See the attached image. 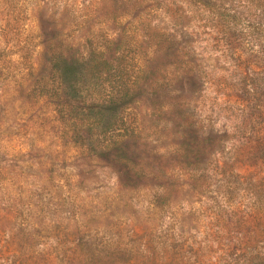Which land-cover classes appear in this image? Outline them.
I'll return each instance as SVG.
<instances>
[{
  "label": "rangeland",
  "instance_id": "rangeland-1",
  "mask_svg": "<svg viewBox=\"0 0 264 264\" xmlns=\"http://www.w3.org/2000/svg\"><path fill=\"white\" fill-rule=\"evenodd\" d=\"M139 2L137 17L124 13ZM196 18L185 0H0V264L21 251L101 256L111 244L152 264L161 254L216 264L225 246L264 257L259 61L246 34L229 48ZM151 28L192 32L187 62L173 64ZM50 48L84 64L73 87L42 64ZM124 91L115 112L98 108ZM184 126L220 141L198 170L174 159ZM107 139L136 141L147 163L164 157L167 203L151 178L118 184L117 166L92 154Z\"/></svg>",
  "mask_w": 264,
  "mask_h": 264
},
{
  "label": "trees",
  "instance_id": "trees-1",
  "mask_svg": "<svg viewBox=\"0 0 264 264\" xmlns=\"http://www.w3.org/2000/svg\"><path fill=\"white\" fill-rule=\"evenodd\" d=\"M191 7L192 12L196 14V20L201 22V27L212 30L215 33H220L225 39L224 43L229 48L239 45L241 37L246 34L249 38L246 42L254 45L255 49L251 50L258 52L256 57L259 61L260 75L251 74V83H262L258 94L264 98V0H185ZM139 3L130 4L124 7V13L128 11H135L134 17H137L143 11L144 5ZM240 22L244 24V28L240 26ZM153 29L152 37L155 45H163L166 56L172 58V63L187 62L185 56L189 52V39L192 38V32L183 31L181 38L176 39L174 34L159 33ZM112 42V41H111ZM51 49V48H50ZM49 49V50H50ZM43 50L44 58L42 64L48 66L51 70L55 69L59 76L60 82L70 84L77 82L84 71V64L78 61L74 52L69 48L63 51ZM186 65H184L185 67ZM187 72H190V68ZM93 74V73H92ZM187 77H192L193 73H186ZM127 92L118 94V96L108 95L105 100L98 104V108L107 112H115L116 109L126 103ZM263 114H264V106ZM264 118V115H263ZM188 121H184L187 123ZM264 124V121H263ZM111 125V124H110ZM109 127V126H103ZM192 126H184L182 141L180 142L179 152L175 153V158L181 167L188 170H198L201 168L207 156L217 148L220 143L216 134L201 132L196 134L190 132L188 128ZM263 135L258 144L261 145V151L264 152V126ZM106 145L100 148H91L92 154L101 160L117 166V181L120 186H134L143 179L151 178L155 181L162 191L155 196V202L159 205H164L169 200L171 190L173 188L172 182L167 177L163 176V171L166 169L165 159L160 154L152 155L154 159L146 161L142 156V150L139 148L136 141L133 140H106ZM264 159V158H263ZM154 162L156 165L152 168L149 164ZM28 233V232H27ZM26 233V234H27ZM29 236V234H28ZM141 238V237H138ZM140 243V240L138 244ZM143 242L142 245H145ZM242 245V248L239 247ZM233 246L241 249L247 248L244 242L238 240ZM111 250L106 251L104 255L93 256L90 253L73 250L70 254L66 253L58 256L54 253H32L28 251L10 253L11 258L8 259V264H152L156 263L155 257L143 256L137 260L135 255L123 249L121 252L118 246L111 244ZM224 252L223 257L216 264H264V257L254 255L247 259L243 258L241 254H232L231 246L222 247ZM229 249V250H228ZM251 251V250H250ZM159 264H169L168 258L165 254L158 256ZM60 261V262H59ZM168 262V263H167ZM173 264H182L181 256L178 255L176 262ZM208 264V263H203ZM213 264V263H209Z\"/></svg>",
  "mask_w": 264,
  "mask_h": 264
}]
</instances>
